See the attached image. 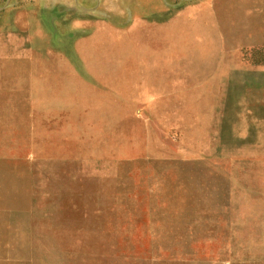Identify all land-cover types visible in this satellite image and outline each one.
<instances>
[{
    "label": "rangeland",
    "instance_id": "374dc122",
    "mask_svg": "<svg viewBox=\"0 0 264 264\" xmlns=\"http://www.w3.org/2000/svg\"><path fill=\"white\" fill-rule=\"evenodd\" d=\"M0 264H264V0H0Z\"/></svg>",
    "mask_w": 264,
    "mask_h": 264
},
{
    "label": "crops",
    "instance_id": "0c3cea01",
    "mask_svg": "<svg viewBox=\"0 0 264 264\" xmlns=\"http://www.w3.org/2000/svg\"><path fill=\"white\" fill-rule=\"evenodd\" d=\"M2 79H3V76H2Z\"/></svg>",
    "mask_w": 264,
    "mask_h": 264
}]
</instances>
